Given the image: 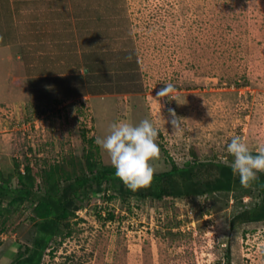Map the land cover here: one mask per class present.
I'll list each match as a JSON object with an SVG mask.
<instances>
[{
  "label": "rangeland",
  "instance_id": "obj_1",
  "mask_svg": "<svg viewBox=\"0 0 264 264\" xmlns=\"http://www.w3.org/2000/svg\"><path fill=\"white\" fill-rule=\"evenodd\" d=\"M0 43V165L23 170L28 158L35 173L60 164L83 174L86 138L121 120L154 122L155 172L173 161L231 164L235 135L253 152L264 144V0H0ZM77 50L93 87L76 94L65 72ZM165 84L174 92L158 98ZM94 146L96 162L112 166ZM258 193L107 200L108 191L83 201L45 264H264V221L231 228ZM30 215L28 203L7 215L0 264L32 244Z\"/></svg>",
  "mask_w": 264,
  "mask_h": 264
},
{
  "label": "trees",
  "instance_id": "obj_2",
  "mask_svg": "<svg viewBox=\"0 0 264 264\" xmlns=\"http://www.w3.org/2000/svg\"><path fill=\"white\" fill-rule=\"evenodd\" d=\"M79 53L77 50L74 54L78 57L74 68L65 72L70 73L75 82L81 83L76 86V94L86 88L85 83L89 79V74L82 75L78 72L81 69ZM87 85L89 88L92 84ZM80 93L84 96L98 92L83 90ZM86 141L91 147H95L94 137L86 138ZM93 148L86 154L87 170L83 174L65 171L60 164L40 166L35 173L28 158L23 170L21 162L17 160L12 166L0 165V233L6 230L7 215L21 210L27 203L31 209L30 219L34 224L32 244L20 251L12 264H45L46 256L54 253L52 245L58 238L63 240L71 235V221L84 208L83 201L102 197L108 191L113 194L108 195L107 200L116 196L123 200L132 197L163 200L201 197L217 192H246L256 188L259 192L255 197L256 201L237 212L231 220V228L264 221V172H258V178L244 187L228 163L214 160L193 161L181 167L173 161L171 169L155 172L149 186L132 191L115 175L112 166L96 162L94 155L99 149ZM110 218L114 219V214H110ZM2 242L0 238V246ZM226 256L227 254L224 257ZM225 264H231L230 260Z\"/></svg>",
  "mask_w": 264,
  "mask_h": 264
},
{
  "label": "clouds",
  "instance_id": "obj_3",
  "mask_svg": "<svg viewBox=\"0 0 264 264\" xmlns=\"http://www.w3.org/2000/svg\"><path fill=\"white\" fill-rule=\"evenodd\" d=\"M174 92L171 84H165L158 93V98L169 97ZM85 99L87 100L86 96ZM175 117V112H171ZM180 118L172 121L175 131ZM158 129L154 122L142 120L133 124L126 120L113 123L109 133L96 137V144L107 153L115 175L132 191L147 187L155 174L152 161L159 159L160 149L156 142ZM227 152L233 157L230 164L240 183L248 187L255 181L258 172H264V144L258 146L253 154L245 138L235 135L227 145Z\"/></svg>",
  "mask_w": 264,
  "mask_h": 264
}]
</instances>
